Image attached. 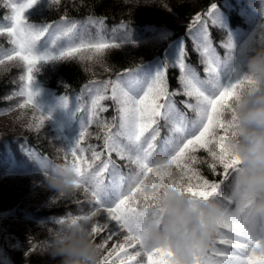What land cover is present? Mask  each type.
Returning a JSON list of instances; mask_svg holds the SVG:
<instances>
[{"label": "snow or ice", "instance_id": "obj_1", "mask_svg": "<svg viewBox=\"0 0 264 264\" xmlns=\"http://www.w3.org/2000/svg\"><path fill=\"white\" fill-rule=\"evenodd\" d=\"M39 3L40 0H22L19 4L6 2L5 7L11 13L5 17L9 24L0 27V34H7L13 46L0 51V65L18 61L25 68L26 75L21 80L26 83L18 94L26 96V103L41 113L37 130L50 119L35 103L38 93H34L32 85L33 73L38 71V66L72 59L99 62L106 50L130 42L128 37L104 38L99 31L96 38L86 37L85 29L66 17L55 26L30 23L25 13ZM58 3L59 0H49L48 7ZM208 21L213 26L218 24L216 3L211 4L203 18L197 15L189 25L194 50L202 57L204 79L186 64L182 40L177 45L174 63L165 61L155 74L145 73L138 65L135 73L127 70L118 73L114 80H92L85 86L91 95L87 121L82 125L79 140L65 151V160L72 164L73 183L83 192L91 211L72 216L68 221L86 224L94 239L97 234H105L99 243L103 253L101 264H175L170 250L146 245L141 227L142 218L150 216L159 223L163 217L155 203L159 192L152 177L151 161L157 156L166 157L176 173V178L169 180V187L195 200H215L221 206L222 215L214 243L202 258H196L195 264H264V254H257L258 249H264V235L259 231L258 222L250 217L253 200L235 180L241 161L228 145L236 126L231 102L241 91L264 87V83L255 80L246 70L255 30L240 48L239 55L229 33L227 42L222 44L227 55L221 60L208 39ZM89 23L100 30L103 28L102 20H90ZM197 24L199 27L192 31ZM257 26L264 28V20L261 19ZM169 66L179 69L178 90L169 91ZM125 75L127 79L122 78ZM176 95L186 97L181 103L193 114L191 117L176 107L173 99ZM77 100L78 111H85L79 98ZM104 101L112 102L114 115L110 121L101 115L109 110L102 103ZM62 102L67 106V96ZM161 120L168 126L169 134L157 144ZM93 123L103 133L102 137L97 136L103 140L102 151H97L95 146H81ZM200 150L207 154L208 160L198 158L196 153ZM86 151L91 152L90 160L84 158ZM113 155L124 161L125 167L135 170L122 172ZM197 163H206L213 175L230 182L231 194H220L221 183L205 178L194 167ZM218 167L222 172L217 171ZM149 187L154 191L149 193ZM65 221L59 219L55 223ZM109 242H112L111 248L107 247Z\"/></svg>", "mask_w": 264, "mask_h": 264}, {"label": "trees", "instance_id": "obj_2", "mask_svg": "<svg viewBox=\"0 0 264 264\" xmlns=\"http://www.w3.org/2000/svg\"><path fill=\"white\" fill-rule=\"evenodd\" d=\"M211 2L213 0H59L58 4L42 7L38 14H33V18L44 23L61 17L93 16L107 22L156 24L180 33ZM262 35L264 28L254 41L257 46ZM161 47L155 42L146 46L132 45L106 50L99 62L72 59L41 65L33 73L34 82L43 84L50 90V94L79 90L92 80H108L150 59ZM175 72L178 83L180 72ZM25 75V68L18 61L0 65V102H4L12 92L16 99L12 111L0 115V151L3 144L9 145L10 153L25 146L51 159L59 158L57 143L58 140L63 142V138L59 135L58 128L50 118L37 130L41 113L33 105L26 103V96L18 94L26 83V80H21ZM185 99L183 96L182 101ZM21 104H25V107L21 108ZM36 105L47 115L42 106ZM180 105L185 107L181 101ZM102 144L103 140L98 142L86 137L81 146H95L97 151H102ZM196 155L200 160L209 159L203 150ZM90 157L91 152L86 151L84 158L90 160ZM112 158L117 160L115 155ZM122 162L117 160L118 164ZM194 167L209 181L223 184V177L213 175L206 163H197ZM217 171L222 172V168L218 167ZM34 194L36 196H32ZM55 195V191L46 190L45 182L31 183L30 179L17 176H4L0 179V264H57L45 252L49 241L47 226L54 227L57 219L67 221L71 214L77 212L78 206L85 209L90 204L78 189L64 198L54 199ZM15 207L26 209L27 212L14 215L12 211ZM5 225H8L7 231L3 229ZM104 236V233L97 234L96 243H101ZM111 245L112 242H109L107 247Z\"/></svg>", "mask_w": 264, "mask_h": 264}, {"label": "clouds", "instance_id": "obj_3", "mask_svg": "<svg viewBox=\"0 0 264 264\" xmlns=\"http://www.w3.org/2000/svg\"><path fill=\"white\" fill-rule=\"evenodd\" d=\"M253 7L264 20V0H257ZM246 70L255 80L264 83V35L248 55ZM231 108L236 126L228 145L241 161L235 180L253 200L250 217L258 222L259 231L264 235V87L241 91L231 102ZM151 166L159 192L155 203L163 217L159 223L150 216L142 218L145 243L152 248L170 250L175 264H195L196 258H202L214 243L221 206L215 200H195L169 187V180L175 179L176 173L166 157L153 158ZM44 179L46 190L55 191L54 199L67 197L77 190L70 162L45 172ZM147 191L154 190L149 187ZM47 228L49 241L45 252L57 264H101L102 250L86 224L65 221ZM257 254H264V249H258Z\"/></svg>", "mask_w": 264, "mask_h": 264}]
</instances>
